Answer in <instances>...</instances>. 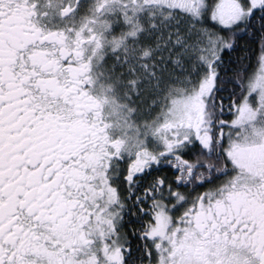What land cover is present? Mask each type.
Wrapping results in <instances>:
<instances>
[{"label":"snow or ice","instance_id":"obj_1","mask_svg":"<svg viewBox=\"0 0 264 264\" xmlns=\"http://www.w3.org/2000/svg\"><path fill=\"white\" fill-rule=\"evenodd\" d=\"M0 264H264V0H0Z\"/></svg>","mask_w":264,"mask_h":264}]
</instances>
